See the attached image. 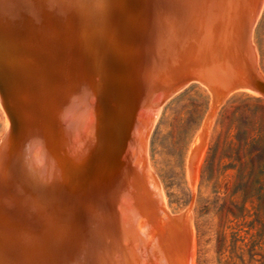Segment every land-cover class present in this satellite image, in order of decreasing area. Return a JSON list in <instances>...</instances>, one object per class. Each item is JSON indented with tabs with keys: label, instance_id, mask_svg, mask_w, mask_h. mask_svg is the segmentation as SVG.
<instances>
[{
	"label": "water",
	"instance_id": "water-1",
	"mask_svg": "<svg viewBox=\"0 0 264 264\" xmlns=\"http://www.w3.org/2000/svg\"><path fill=\"white\" fill-rule=\"evenodd\" d=\"M261 0H0V264H192L202 161L225 98L264 97ZM211 111L171 215L149 171L163 105Z\"/></svg>",
	"mask_w": 264,
	"mask_h": 264
},
{
	"label": "rangeland",
	"instance_id": "rangeland-1",
	"mask_svg": "<svg viewBox=\"0 0 264 264\" xmlns=\"http://www.w3.org/2000/svg\"><path fill=\"white\" fill-rule=\"evenodd\" d=\"M262 7L263 14L254 35L264 71V5ZM242 95L264 98L247 92L223 101L203 155L193 264H264V191L261 201L256 199L260 191L254 193V197L244 198L239 194L233 199L238 206H229L227 215L221 214L214 203L218 196L220 204L223 203L226 185L233 181L228 177L211 180L206 171L209 150L226 130L221 124L223 108ZM210 111L209 89L191 82L163 105L149 137L147 165L173 215H181L190 207L192 190L187 179L188 160L194 140ZM7 129L5 111L0 103V143ZM227 164L225 161L224 166ZM240 189L243 186H238L236 191ZM215 192H219L218 196Z\"/></svg>",
	"mask_w": 264,
	"mask_h": 264
},
{
	"label": "trees",
	"instance_id": "trees-1",
	"mask_svg": "<svg viewBox=\"0 0 264 264\" xmlns=\"http://www.w3.org/2000/svg\"><path fill=\"white\" fill-rule=\"evenodd\" d=\"M222 127H226L218 141L210 148L206 171L211 180L229 178L225 197L216 199L215 207L227 215L229 206H238L234 198L239 194L261 201L264 191V98L242 95L223 108ZM228 162L224 166V162ZM238 186L243 189L237 190ZM232 216L236 217L234 213Z\"/></svg>",
	"mask_w": 264,
	"mask_h": 264
},
{
	"label": "bare ground",
	"instance_id": "bare-ground-1",
	"mask_svg": "<svg viewBox=\"0 0 264 264\" xmlns=\"http://www.w3.org/2000/svg\"><path fill=\"white\" fill-rule=\"evenodd\" d=\"M264 0H262L261 1V3H262V5H264L263 2ZM263 8V7H262ZM186 88H187V86H186ZM184 90V89H183ZM249 93H251V94H253V95H258V94H255V93H253V92H249ZM177 95V94H176ZM1 107H2V105H1ZM5 117H6V121H7V127H8V119H7V116H6V113H5ZM2 141H3V139L1 140V143H2ZM1 143H0V145H1ZM148 157V156H147ZM146 162H147V160H146ZM150 171V170H149ZM151 172V171H150ZM151 174H153V172H151ZM154 175V174H153ZM155 176V175H154ZM156 178V177H155ZM157 180V179H156ZM165 199V198H164ZM167 207V206H166ZM168 209V208H167ZM168 211H169V209H168ZM169 213L171 214V212L169 211ZM171 215H173V214H171ZM194 244H195V241H194ZM194 251H193V256H194ZM194 260V259H193ZM192 264H193V261H192Z\"/></svg>",
	"mask_w": 264,
	"mask_h": 264
}]
</instances>
